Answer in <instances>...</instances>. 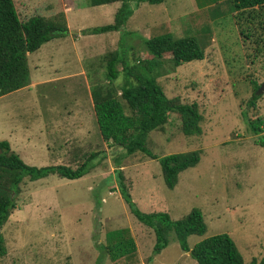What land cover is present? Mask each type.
I'll list each match as a JSON object with an SVG mask.
<instances>
[{
    "label": "rangeland",
    "instance_id": "1",
    "mask_svg": "<svg viewBox=\"0 0 264 264\" xmlns=\"http://www.w3.org/2000/svg\"><path fill=\"white\" fill-rule=\"evenodd\" d=\"M42 1L49 2L57 22L66 20L69 33L28 54L30 85L8 95L7 107L5 97L0 99V142L8 141L26 164L38 168L77 169L91 154L101 155L96 168L80 180L25 178L17 208L0 231L6 248L0 264H198L181 249L175 234L169 246L154 255V231L131 213L120 194L116 158H121L120 169L141 211L168 213L174 221L194 209L202 212L207 233L189 237L191 248L228 234L245 264L261 260L264 133H252L245 115L264 120V92L259 95L257 88L264 84V9L251 20L247 14H232L229 0H198L206 5L203 8L197 0L143 3L133 7L126 32L90 35L84 32L114 24L122 3L94 7L89 0ZM165 33L194 36L206 46L205 60L178 68L167 55L158 79L167 98L180 101L175 107L197 104L202 115L201 135H185L181 116L171 112L166 125L147 141L159 159L201 152L199 165L183 172L173 190L165 183L159 159L144 153L126 156L122 148L105 142L93 114L71 118L74 96L87 101L88 85L91 92L96 85H108L107 58L121 50L122 39L130 66L135 67L151 58L144 41ZM118 70L114 85L120 89L126 80L122 65ZM255 96L259 99L252 105ZM80 122L85 130L78 133ZM30 142L41 146L32 151ZM121 229L130 231L137 252L113 261L100 246L108 244V232Z\"/></svg>",
    "mask_w": 264,
    "mask_h": 264
},
{
    "label": "trees",
    "instance_id": "2",
    "mask_svg": "<svg viewBox=\"0 0 264 264\" xmlns=\"http://www.w3.org/2000/svg\"><path fill=\"white\" fill-rule=\"evenodd\" d=\"M60 3L59 0H51ZM198 1V0H197ZM122 3L112 25L86 30L85 34L101 35L124 32L125 26L134 14L133 7L141 4L160 5L165 0H89L92 6ZM199 2V1H198ZM200 8L206 7L199 2ZM212 4V3H211ZM230 12L254 20V13L264 9V0H229ZM49 2L42 0H0V98L19 91L31 83L28 54L39 51L54 39L65 38L69 33L66 20L57 22ZM210 5V4H209ZM51 13V14H50ZM242 17V18H243ZM126 32V31H125ZM121 40V50L111 53L107 58L106 78L108 85H96L92 98L103 140L115 147L122 148L126 156L144 153L153 160L159 157L147 148V141L153 131L162 129L167 123V116L176 112L182 118V130L187 136L202 134V115L197 104H181L175 107L178 99H168L158 79L166 63V56H171V63L178 68L184 64L203 61L206 58V46L197 37H175L165 33L144 41L150 59L139 62L132 67L127 59V52ZM122 65L125 84L118 89L114 84L120 77L118 66ZM259 90V86L257 87ZM120 93V95H119ZM257 96L251 102L258 100ZM126 102L131 114L126 113ZM245 121L255 135L264 133V120H251L245 115ZM101 153L91 154L77 169L66 165L35 167L15 153L8 141L0 142V231L9 221L17 208L21 193V184L25 178L35 182L50 176L67 180H80L89 175L98 162ZM160 160L163 177L170 189H175L180 175L188 169L195 168L201 162V152H187L165 156ZM96 162V163H94ZM119 191L131 213L156 235L154 255H160L170 244L171 235L175 234L181 249L191 253V258L198 264H245L242 254L228 234L209 237L193 248L188 239L191 236H204L207 225L199 209H194L182 220L174 221L168 213H145L133 201L125 177L120 169L121 158L115 160ZM108 244L100 246L113 261L130 257L137 252L135 240L129 230H114L106 234ZM6 255L4 237L0 234V257ZM250 264H264L254 259Z\"/></svg>",
    "mask_w": 264,
    "mask_h": 264
},
{
    "label": "crops",
    "instance_id": "3",
    "mask_svg": "<svg viewBox=\"0 0 264 264\" xmlns=\"http://www.w3.org/2000/svg\"><path fill=\"white\" fill-rule=\"evenodd\" d=\"M87 89H88L87 101L85 99H81L80 97H77V99H76V97L74 96V101H76V103H75V111H74V113H73L71 118H91V114L95 115V118H96L95 112L92 113V110H91V103H93L91 87L88 85ZM21 91L22 90H19V91H16V92L8 94V95H13V94H16V93H20ZM8 95L3 96V97L0 98V99H2V98L5 97L4 98L5 99V107L8 106V102L9 101L6 100ZM85 105H87V106H85ZM93 105H94V103H93ZM4 111L6 112V110H4ZM79 125H80V127H78L77 131H78V133H81L82 131L85 130V127L82 126L81 122H80ZM18 137L19 136H17V137L14 136L13 139L14 138H18ZM35 139H37V138H35ZM25 144H26V142H25ZM39 146H41V145H38V143H33V142H30L27 145L28 148H30V147H34L35 148V149L33 148L34 150H32V151H37Z\"/></svg>",
    "mask_w": 264,
    "mask_h": 264
},
{
    "label": "water",
    "instance_id": "4",
    "mask_svg": "<svg viewBox=\"0 0 264 264\" xmlns=\"http://www.w3.org/2000/svg\"><path fill=\"white\" fill-rule=\"evenodd\" d=\"M264 92V84L259 88L258 94H262Z\"/></svg>",
    "mask_w": 264,
    "mask_h": 264
}]
</instances>
